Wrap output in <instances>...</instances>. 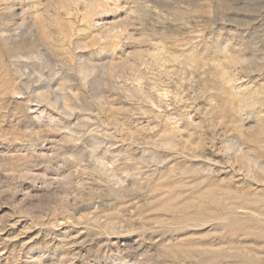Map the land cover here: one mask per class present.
Here are the masks:
<instances>
[{
    "label": "rangeland",
    "instance_id": "rangeland-1",
    "mask_svg": "<svg viewBox=\"0 0 264 264\" xmlns=\"http://www.w3.org/2000/svg\"><path fill=\"white\" fill-rule=\"evenodd\" d=\"M0 264H264V0H0Z\"/></svg>",
    "mask_w": 264,
    "mask_h": 264
}]
</instances>
